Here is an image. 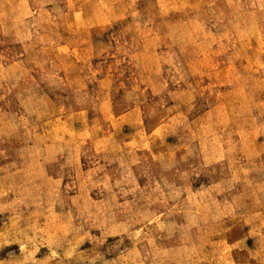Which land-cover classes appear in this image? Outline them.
<instances>
[{
  "label": "rangeland",
  "instance_id": "rangeland-1",
  "mask_svg": "<svg viewBox=\"0 0 264 264\" xmlns=\"http://www.w3.org/2000/svg\"><path fill=\"white\" fill-rule=\"evenodd\" d=\"M0 264H264V0H0Z\"/></svg>",
  "mask_w": 264,
  "mask_h": 264
}]
</instances>
